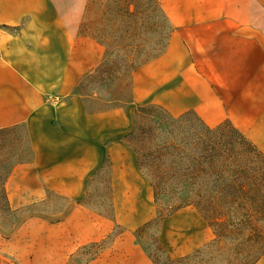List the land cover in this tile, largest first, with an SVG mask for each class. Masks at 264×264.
<instances>
[{"label": "crops", "instance_id": "crops-1", "mask_svg": "<svg viewBox=\"0 0 264 264\" xmlns=\"http://www.w3.org/2000/svg\"><path fill=\"white\" fill-rule=\"evenodd\" d=\"M161 1L168 44L140 69L134 100L88 110L75 89L105 50L77 31L88 0H0V129L21 126L31 152L6 178L9 206L19 212L49 192L71 202L54 221L28 212L13 225L0 223V264H25L33 252L70 256L133 218L126 204L142 200L148 209L115 242L154 218L152 188L125 138L133 104L147 100L149 86L165 85L172 115L193 111L209 127L228 120L264 154V0ZM104 166L110 217L84 201ZM190 208L200 228L190 225L183 255L205 245L210 228L191 205L173 214ZM253 264H264V254Z\"/></svg>", "mask_w": 264, "mask_h": 264}, {"label": "rangeland", "instance_id": "rangeland-1", "mask_svg": "<svg viewBox=\"0 0 264 264\" xmlns=\"http://www.w3.org/2000/svg\"><path fill=\"white\" fill-rule=\"evenodd\" d=\"M99 3L100 0L92 1L88 17L83 20L81 18L77 26L78 33L86 34L91 32L96 37L101 34L100 24L98 23L101 12ZM104 49L103 60H106L105 64L96 66L91 72L86 74L75 89V92L81 95L88 110L125 106L132 102L135 95L134 79L140 74V69L144 67L141 66L135 71L124 72L121 69L122 53H117L116 50H107L105 47ZM146 75L151 78L152 70ZM146 93L147 100L145 102L133 104L134 124L127 142L136 151L143 144H146L147 138L150 140L152 138L153 121L155 120L152 118V114L167 115L166 110L169 111L168 92L164 84L157 88L156 91L149 86ZM186 116L193 118L194 114L189 113ZM180 126L181 122H176L173 125V129H180ZM226 132L228 134L227 139L230 141L234 152H243L253 167L264 169V156L247 139L230 128H227ZM137 156L138 163L141 164L140 169L148 183L152 182V175H150L152 172L159 174L164 169L171 168L175 170L187 166V163L181 164L178 161H168L164 157H159V155L156 156L143 150L137 151ZM30 157L31 152L28 140L21 126L0 130V178L5 176L11 165L29 160ZM107 171L108 168L104 166L99 173V178L89 188L84 201L96 211L98 210V212L110 217L109 189L105 182ZM181 182H189L196 185L212 183L208 178L182 180ZM253 185H256V183ZM154 199L153 208L155 209L156 218L137 231L135 229L133 231L129 230L127 237L122 238L121 241L115 242V237L122 233L126 227H130L127 225H131L133 221L140 218L147 211L148 203L146 201L143 202L141 200L138 204L121 206V208L125 207L127 210H135V216L126 218V220L123 217L121 222L112 226L111 232L104 238L79 247L70 256L69 254L53 251L33 252L31 254L32 260L25 264H85L96 253L97 258L87 262V264H151L149 262L151 259L158 264H249L251 259L258 255V252L249 253L246 248L247 242L214 238L210 228H208L206 242L212 241L206 247L202 248L198 253L189 255V258L183 259L181 262L171 261L160 247L158 237L160 236V243H162L161 245H163L162 247L166 253L172 257L183 255L181 251L185 249V237L193 229H190V225L195 224L196 228H200V224L194 220L196 215L192 208L173 214L180 202L174 199L172 191L166 185L162 183L158 185L157 196ZM70 204L71 202L67 198L49 192L42 202L28 205L19 212H11L7 209L0 189V223L4 226L13 225L20 214L28 212H36L42 218L54 221V218L68 208ZM258 227L264 234V220L258 223ZM160 229L161 232L159 234ZM143 250L148 255L149 260L142 254Z\"/></svg>", "mask_w": 264, "mask_h": 264}, {"label": "trees", "instance_id": "trees-1", "mask_svg": "<svg viewBox=\"0 0 264 264\" xmlns=\"http://www.w3.org/2000/svg\"><path fill=\"white\" fill-rule=\"evenodd\" d=\"M92 1L94 0H88L82 20L88 17ZM160 2L161 0H100L98 23L101 34L98 37L91 32L81 34L95 39L107 50L122 53L121 69L124 72L135 71L159 57L167 47L171 24ZM105 61L102 60L99 65L103 66ZM166 111L167 115L152 114L155 119L152 138H147L146 144L137 151L159 155L168 161L187 163V166L150 174L153 201L157 196L158 185H166L172 191L174 199L180 202L174 211L191 205L208 223L214 238L247 242L246 248L250 254L258 252L249 263L253 264L264 254V234L258 227V223L264 220V169L253 167L243 152L233 151L226 129L230 128L247 138L228 120L209 127L193 111H186L178 116ZM189 113L194 114V117L186 116ZM176 122H181V126L174 130ZM2 129L5 128L0 130ZM131 132L132 130L126 134V142ZM132 149L136 154V165L140 169L137 151L134 147ZM259 153L264 156L262 152ZM12 167L13 165L0 178V189L7 209L14 212L9 206L5 191V181ZM201 178H208L212 183L196 185L181 182ZM155 218L156 215L135 231ZM209 242L190 254L171 257L165 252L158 237L163 252L171 261L176 262L198 253ZM96 256L97 253L85 264ZM151 261L158 264L155 260Z\"/></svg>", "mask_w": 264, "mask_h": 264}]
</instances>
